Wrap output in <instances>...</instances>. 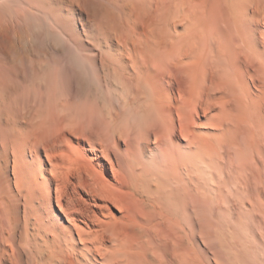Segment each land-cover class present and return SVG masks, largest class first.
<instances>
[{"label": "bare ground", "instance_id": "obj_1", "mask_svg": "<svg viewBox=\"0 0 264 264\" xmlns=\"http://www.w3.org/2000/svg\"><path fill=\"white\" fill-rule=\"evenodd\" d=\"M0 52V264H264V0H0Z\"/></svg>", "mask_w": 264, "mask_h": 264}, {"label": "snow or ice", "instance_id": "obj_2", "mask_svg": "<svg viewBox=\"0 0 264 264\" xmlns=\"http://www.w3.org/2000/svg\"><path fill=\"white\" fill-rule=\"evenodd\" d=\"M51 3L54 5L55 4V0H51ZM93 38L98 40L99 42H103L104 40V33L97 31L93 33ZM7 62V57L0 52V63H6ZM238 71L245 76V78H248L251 82V77H250V68L248 66H246L244 63H241L238 67ZM253 86H254V82ZM254 95L257 96V98L259 99V103H260V119L262 121H264V98H261L259 96V93H254Z\"/></svg>", "mask_w": 264, "mask_h": 264}, {"label": "rangeland", "instance_id": "obj_3", "mask_svg": "<svg viewBox=\"0 0 264 264\" xmlns=\"http://www.w3.org/2000/svg\"><path fill=\"white\" fill-rule=\"evenodd\" d=\"M24 52V50H22V53ZM23 54H25V52L23 53ZM228 166V165H227ZM232 176V177H231ZM231 176L229 175L228 176V181L230 182V183H232V182H235V175L233 174V173H231ZM231 180V181H230ZM235 201H237V200H235ZM237 203V202H236Z\"/></svg>", "mask_w": 264, "mask_h": 264}]
</instances>
